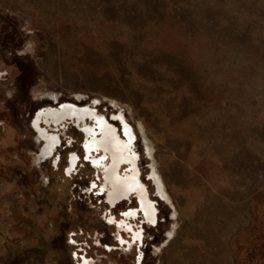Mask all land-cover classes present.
I'll return each instance as SVG.
<instances>
[{
  "label": "rangeland",
  "instance_id": "1",
  "mask_svg": "<svg viewBox=\"0 0 264 264\" xmlns=\"http://www.w3.org/2000/svg\"><path fill=\"white\" fill-rule=\"evenodd\" d=\"M52 95L135 129L160 213L142 247L115 241L94 170L64 173L74 123L37 162ZM0 122V264H264V0H0Z\"/></svg>",
  "mask_w": 264,
  "mask_h": 264
},
{
  "label": "flooded vegetation",
  "instance_id": "2",
  "mask_svg": "<svg viewBox=\"0 0 264 264\" xmlns=\"http://www.w3.org/2000/svg\"><path fill=\"white\" fill-rule=\"evenodd\" d=\"M51 99L55 104L40 109L31 124L36 133V142L40 145L36 154L37 162L55 156L62 144L60 131L66 124L74 123L85 137L81 145L83 153L79 154L76 150L69 153L64 173H71L74 180L80 176L82 166L94 170L95 176L88 181L87 192L94 201L103 198L108 208L105 213L106 224L118 229L115 241L125 252H131L135 246L142 247L145 228L158 225L160 213L157 202L149 195V188L139 167L140 153L136 149L138 136L135 129L122 112L112 114L111 118L99 112L96 100L78 104L62 102L55 95ZM112 123L116 126L119 123L118 134ZM54 160L59 162V158ZM150 168L152 173L148 179L154 182L158 194L163 198L155 169L153 166ZM118 245L115 247L120 249ZM142 260L143 254H140L134 264H141ZM82 264L94 263L85 259Z\"/></svg>",
  "mask_w": 264,
  "mask_h": 264
},
{
  "label": "water",
  "instance_id": "3",
  "mask_svg": "<svg viewBox=\"0 0 264 264\" xmlns=\"http://www.w3.org/2000/svg\"><path fill=\"white\" fill-rule=\"evenodd\" d=\"M112 124H114V125H115V127H116V132H117V134H118V127L116 126V124H115V123H112Z\"/></svg>",
  "mask_w": 264,
  "mask_h": 264
},
{
  "label": "bare ground",
  "instance_id": "4",
  "mask_svg": "<svg viewBox=\"0 0 264 264\" xmlns=\"http://www.w3.org/2000/svg\"><path fill=\"white\" fill-rule=\"evenodd\" d=\"M160 185V189L162 190V186H161V184H159ZM161 192V191H160Z\"/></svg>",
  "mask_w": 264,
  "mask_h": 264
},
{
  "label": "crops",
  "instance_id": "5",
  "mask_svg": "<svg viewBox=\"0 0 264 264\" xmlns=\"http://www.w3.org/2000/svg\"><path fill=\"white\" fill-rule=\"evenodd\" d=\"M142 263V262H141Z\"/></svg>",
  "mask_w": 264,
  "mask_h": 264
}]
</instances>
